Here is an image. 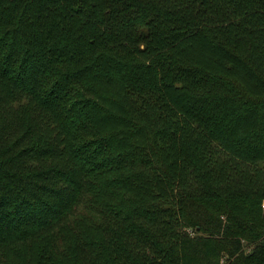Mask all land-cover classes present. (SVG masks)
Returning <instances> with one entry per match:
<instances>
[{
  "label": "trees",
  "instance_id": "16d2710c",
  "mask_svg": "<svg viewBox=\"0 0 264 264\" xmlns=\"http://www.w3.org/2000/svg\"><path fill=\"white\" fill-rule=\"evenodd\" d=\"M264 0H0V264H264Z\"/></svg>",
  "mask_w": 264,
  "mask_h": 264
},
{
  "label": "built area",
  "instance_id": "2783aa9c",
  "mask_svg": "<svg viewBox=\"0 0 264 264\" xmlns=\"http://www.w3.org/2000/svg\"><path fill=\"white\" fill-rule=\"evenodd\" d=\"M261 207L264 208V199L261 201Z\"/></svg>",
  "mask_w": 264,
  "mask_h": 264
},
{
  "label": "rangeland",
  "instance_id": "374dc122",
  "mask_svg": "<svg viewBox=\"0 0 264 264\" xmlns=\"http://www.w3.org/2000/svg\"><path fill=\"white\" fill-rule=\"evenodd\" d=\"M263 208V207H262ZM263 210H264V208H263Z\"/></svg>",
  "mask_w": 264,
  "mask_h": 264
}]
</instances>
